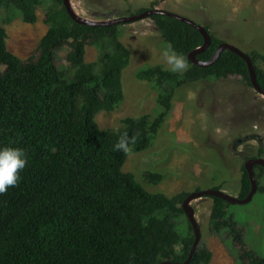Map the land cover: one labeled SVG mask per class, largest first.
Listing matches in <instances>:
<instances>
[{
	"label": "trees",
	"instance_id": "1",
	"mask_svg": "<svg viewBox=\"0 0 264 264\" xmlns=\"http://www.w3.org/2000/svg\"><path fill=\"white\" fill-rule=\"evenodd\" d=\"M157 2L145 12L155 9ZM46 4L49 26L37 54L22 60L7 48L5 25L13 14L37 22V9ZM0 147L27 151L29 162L15 187L0 194V264H161L184 263L195 233L188 220L184 235L177 220L185 218L184 201L190 193L173 197L147 191L133 173L123 171L130 153L146 151L169 116L176 89L204 80L239 79L253 88L247 62L231 50L201 67L189 59L204 45L203 35L178 19L153 15L162 39L183 53L189 70L171 73L156 65L137 72V78L158 92V112L126 117L117 131L101 129L96 116L112 112L124 102L123 71L131 51L121 42L119 25L91 27L77 23L63 0H0ZM211 45L197 59L207 62L225 41L205 26ZM107 41L110 51L86 63V49ZM64 47L68 66L56 55ZM246 54V53H245ZM248 55L257 82L264 90V51ZM127 131L136 142L127 153L113 150ZM241 192L245 199L252 184L242 167ZM258 191L264 192L255 168ZM263 175V176H262ZM161 174H144L145 182L159 183ZM217 190H221L217 188ZM200 191V189H198ZM197 191V192H198ZM210 230L227 237L238 264H264V257L246 245L244 230L230 214V203L213 198ZM200 244V243H199ZM211 252L197 247L189 264H209Z\"/></svg>",
	"mask_w": 264,
	"mask_h": 264
},
{
	"label": "rangeland",
	"instance_id": "2",
	"mask_svg": "<svg viewBox=\"0 0 264 264\" xmlns=\"http://www.w3.org/2000/svg\"><path fill=\"white\" fill-rule=\"evenodd\" d=\"M79 17L90 21H108L140 14L155 8L179 14L209 27L212 34L248 54L264 51V0H70ZM47 8L37 9L36 23H26L14 15L5 25L7 48L22 60L37 54L40 41L49 26L44 23ZM1 16L6 13L1 11ZM3 19L0 17V24ZM121 42L131 51L129 66L123 71L124 102L112 112L101 111L96 122L101 129L117 131L126 117L158 112V92L152 84L138 80L137 72L156 65L164 66L160 50L166 46L150 18L119 25ZM68 47L59 50L56 63L68 66ZM110 51L107 41L87 47L85 61L94 63ZM264 68V64H259ZM172 110L153 137L151 147L130 153L123 171L133 173L150 193L173 197L179 193L221 191L238 198L242 167L250 159H264V95L239 79L204 80L176 89ZM161 174L157 184L145 182L144 174ZM263 176V175H262ZM264 186V176L260 177ZM213 200L202 197L192 201L201 228L200 246L212 259L209 264H238L227 237L210 230ZM230 214L244 230L246 245L264 257V192L257 191L246 204L230 205ZM177 230L184 235L188 218L177 220Z\"/></svg>",
	"mask_w": 264,
	"mask_h": 264
},
{
	"label": "water",
	"instance_id": "3",
	"mask_svg": "<svg viewBox=\"0 0 264 264\" xmlns=\"http://www.w3.org/2000/svg\"><path fill=\"white\" fill-rule=\"evenodd\" d=\"M63 1H64V5H65L68 13L73 18V20H75L79 24L91 26V27H111V26H116V25H121V24H126V23H132V22H135L137 20L150 18L153 15H165V16H169V17L178 19L182 22H185V23L191 25L192 27L196 28L203 35L204 40H205L204 45L202 47H200V48H198V49H196L190 53L189 59L191 60V62H193L194 64H197L201 67H208V66L214 64L218 60V58L220 57L221 53L224 50H231L232 52L241 56L247 62L253 88L256 91H258L259 93L264 95V90L260 87V85L257 82V76L255 73L254 65L252 63L251 58L248 55H246L244 52H242L236 46L231 45L229 43H223L219 46V48L217 49L215 55L213 56V58L211 60L202 63V61L197 59L198 54L205 52L207 49H209V47L211 45V36L208 33V31L205 29V27L195 23L191 19H188V18L181 16L179 14H176V13H172L169 11H165V10L155 8L153 10H148V11L142 12L140 14L131 16V17H123V18H116V19H112V20H108V21L96 22V21H90V20H86L84 18L79 17L77 14H75V12L72 8L71 1L70 0H63ZM255 165H260L261 167L264 168V159L249 160L246 164V170L249 174L251 184H252V188H251L250 193L248 194V196L245 199H239V198L231 197V196L223 193L221 190H215L214 189V190L199 191V192L191 193L188 196V198L184 201L183 208H184L185 214H186L191 226L194 229L195 241H194V244H193V247H192V250H191V253H190L188 259L183 264H189L191 262L194 254H195V251L197 250V247L199 246V243L201 240V228H200V225L198 224V222L196 220L195 210L191 206L192 201H194L195 199L202 198V197L206 196V197L220 198V199H222V200H224L230 204H246V203H249L258 191V184H257L256 178H255V173H254V166ZM161 264H182V263L163 262Z\"/></svg>",
	"mask_w": 264,
	"mask_h": 264
},
{
	"label": "clouds",
	"instance_id": "4",
	"mask_svg": "<svg viewBox=\"0 0 264 264\" xmlns=\"http://www.w3.org/2000/svg\"><path fill=\"white\" fill-rule=\"evenodd\" d=\"M160 57L164 62V70L166 71L175 74V73L187 72L189 70V64L185 55L177 51L171 42H168L166 46L161 48ZM135 142H136L135 135L129 136L128 132L125 131L120 135L119 139L114 144L113 150L117 152L127 153L130 150V145L134 144ZM259 159H263V158H258V159L255 158L250 160H259ZM28 162H29V157L25 149L14 146L0 147V194L6 193L9 190V188L15 187L19 184L22 178L21 172L26 168ZM246 164L244 166L245 168H246ZM256 166L257 165L254 166L255 178H256V172H255Z\"/></svg>",
	"mask_w": 264,
	"mask_h": 264
}]
</instances>
